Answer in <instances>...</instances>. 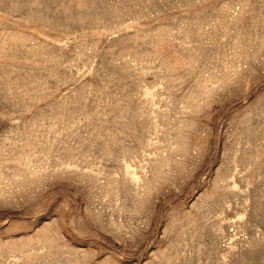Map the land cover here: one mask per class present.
Returning a JSON list of instances; mask_svg holds the SVG:
<instances>
[{
    "label": "rangeland",
    "instance_id": "1",
    "mask_svg": "<svg viewBox=\"0 0 264 264\" xmlns=\"http://www.w3.org/2000/svg\"><path fill=\"white\" fill-rule=\"evenodd\" d=\"M0 264H264V0H0Z\"/></svg>",
    "mask_w": 264,
    "mask_h": 264
}]
</instances>
